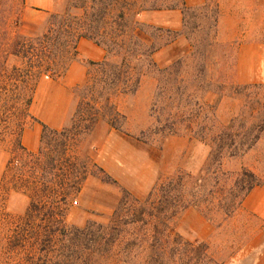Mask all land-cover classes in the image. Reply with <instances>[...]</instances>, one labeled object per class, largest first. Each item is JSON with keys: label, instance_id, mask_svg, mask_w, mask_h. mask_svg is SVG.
I'll use <instances>...</instances> for the list:
<instances>
[{"label": "trees", "instance_id": "obj_1", "mask_svg": "<svg viewBox=\"0 0 264 264\" xmlns=\"http://www.w3.org/2000/svg\"><path fill=\"white\" fill-rule=\"evenodd\" d=\"M21 3L25 5L26 0ZM207 8V3L190 7L186 0H68L63 12L50 14L42 35L21 33L10 38L0 29V141L7 134L12 138L15 154L7 168L13 159L22 160V167L11 176L15 189L37 184L42 192L53 195L65 190L71 170L62 162L72 161L68 157L72 143L90 133L101 119L122 131L126 116L113 97L136 92L153 68L159 73L153 123L143 135L185 134L211 149L213 162L208 159L200 176L184 170L168 174L145 200L123 188L109 226L90 222L74 227L70 241H64L66 264H228L215 256L208 241L186 237L171 222L194 207L211 221L221 216V227L241 210L256 187L264 185V177L252 170L234 172L223 166L224 159L244 156L264 137V81L236 86L245 99L243 108L229 123L219 125L213 108L196 94L197 88L204 91L211 85L206 54L195 44L189 58L159 68L154 54L182 31L142 20L147 11L180 9L186 28L190 16ZM218 17L216 10L215 24ZM84 38L102 46L105 57L91 62L94 68L79 92L69 123L61 129L42 123L41 147L30 152L22 143V134L28 121L36 119L32 105L38 85L43 79L55 80L65 73ZM102 172L104 180L117 182ZM39 209L51 225H64V208L32 201L27 215ZM62 236L69 237L66 229Z\"/></svg>", "mask_w": 264, "mask_h": 264}, {"label": "rangeland", "instance_id": "obj_2", "mask_svg": "<svg viewBox=\"0 0 264 264\" xmlns=\"http://www.w3.org/2000/svg\"><path fill=\"white\" fill-rule=\"evenodd\" d=\"M67 2L63 0L53 12H63ZM205 3L208 8L190 16L186 28L182 12L183 24L178 29L182 35L163 45L154 54V61L159 68L166 67L178 59L189 58L195 44L198 45L200 52L207 56L211 85L204 91L197 88L196 94L203 96L213 108L220 125L229 123L243 108L244 96L234 88L264 81V7L257 0H205ZM216 10L219 17L215 24ZM51 13L30 6L27 0L25 5L21 0H0V17H4L0 29L10 38L21 33L39 36L45 31ZM150 18L147 15L142 20L148 23ZM100 57L91 43L85 40L78 43L77 56L65 73L55 80L43 79L39 83L32 107L36 119H30L26 127L31 129L38 124L42 128L41 124L46 123L53 128L63 117L66 120L59 128L66 126L76 109L79 92L94 68L91 62ZM158 76L156 68L150 69L136 92L113 97L118 110L126 116L122 131L101 119L90 133L72 143L68 155L72 161L62 162L71 172L65 190L61 189L58 195L42 192L37 184L23 186L21 190L13 187L11 176L22 167V160L13 159V165L7 168L15 153L11 136H3L0 141V264H66L64 241H70L74 227L82 228L90 222L109 226L124 195L123 188L145 200L166 175L184 170L200 176L205 164L209 160L213 162L210 147L189 135H143L153 123L151 114ZM27 140L32 144L33 132ZM116 166L121 169L118 176L111 172ZM223 166L234 172L246 168L264 177V137L244 156L224 159ZM102 170L117 182L104 180ZM262 186L256 188L246 204L251 202L253 206ZM32 201L39 206L47 202L64 208L66 227L63 223L51 225L43 212L38 213L40 209L27 215ZM217 219L211 221L202 210L193 207L184 210L171 224L186 237L208 241L215 256L228 264H264L261 259L264 217L243 205L221 227L218 226L221 216ZM63 229L69 237L62 236Z\"/></svg>", "mask_w": 264, "mask_h": 264}, {"label": "crops", "instance_id": "obj_3", "mask_svg": "<svg viewBox=\"0 0 264 264\" xmlns=\"http://www.w3.org/2000/svg\"><path fill=\"white\" fill-rule=\"evenodd\" d=\"M62 1L63 0H27V4H29L30 6H36L38 8L44 9V10L48 11L49 13H51L54 10H56L58 8V6H61ZM204 1L205 0H186V3L190 7H197V6H201V4L204 3ZM257 2L259 5H261V7L262 6L264 7V0H257ZM147 15H148V17L149 16L151 17L149 19L148 23H150L152 25L178 30L182 27V24H183V14H182V11L180 9L147 11V12L142 14V18L144 21L146 20ZM83 40L87 41V43L88 42L91 43L92 47L97 52L100 53V55H101V57L99 58L100 60H102L105 57L106 51L102 46L98 45L97 43H95L94 41H92L90 39H85V38L80 40L79 45L81 44V42ZM97 61H99V60H97ZM32 107H33V105H32ZM65 120H66V118L63 117V119L61 120V123L59 125H55V127H53V128L61 129L59 127L62 126V124L65 122ZM30 132L34 133V141L32 142V144H29L28 140H27L28 134ZM42 133H43V125H42V128L38 124H34L31 129H29L28 127L25 128V130L22 134V143L28 151H30V152L39 151V149L41 147ZM113 133L114 132H111V134H113ZM105 167L108 170H111L110 169L111 166L106 165ZM114 169H115V167L113 168V170L111 172L113 174H115L116 176H118L117 174L119 172H121L120 167L116 166V170H114ZM262 187L263 188H262V191L260 192V197L257 199V201L254 204H252L253 206H251V202H249V204H246V203H248L247 202L248 198L250 197V195H252V193H254V191H256L257 187L247 196V198L245 199V202H244V206L246 207V205H247L249 211L255 212V214L264 217V185ZM261 259H264V249L261 253Z\"/></svg>", "mask_w": 264, "mask_h": 264}]
</instances>
